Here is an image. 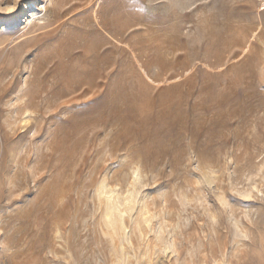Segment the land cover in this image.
I'll use <instances>...</instances> for the list:
<instances>
[{
  "label": "rangeland",
  "instance_id": "rangeland-1",
  "mask_svg": "<svg viewBox=\"0 0 264 264\" xmlns=\"http://www.w3.org/2000/svg\"><path fill=\"white\" fill-rule=\"evenodd\" d=\"M0 264H264V0H0Z\"/></svg>",
  "mask_w": 264,
  "mask_h": 264
},
{
  "label": "snow or ice",
  "instance_id": "snow-or-ice-1",
  "mask_svg": "<svg viewBox=\"0 0 264 264\" xmlns=\"http://www.w3.org/2000/svg\"><path fill=\"white\" fill-rule=\"evenodd\" d=\"M18 3H19V0H18ZM13 9H9V11H12Z\"/></svg>",
  "mask_w": 264,
  "mask_h": 264
},
{
  "label": "bare ground",
  "instance_id": "bare-ground-1",
  "mask_svg": "<svg viewBox=\"0 0 264 264\" xmlns=\"http://www.w3.org/2000/svg\"><path fill=\"white\" fill-rule=\"evenodd\" d=\"M10 89H11V88H10ZM10 89H9V90H10ZM9 90H8V91H9ZM11 90H12V89H11ZM11 90H10V91H11ZM28 102H29V100H28Z\"/></svg>",
  "mask_w": 264,
  "mask_h": 264
}]
</instances>
